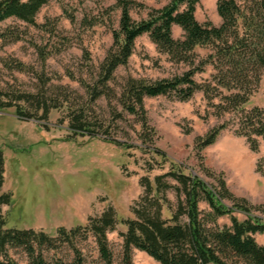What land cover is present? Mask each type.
Masks as SVG:
<instances>
[{
    "label": "rangeland",
    "instance_id": "rangeland-1",
    "mask_svg": "<svg viewBox=\"0 0 264 264\" xmlns=\"http://www.w3.org/2000/svg\"><path fill=\"white\" fill-rule=\"evenodd\" d=\"M130 16L134 21L147 18L152 9L162 8L171 0H133ZM219 0H201L195 18L220 26ZM184 6L180 9L182 10ZM120 9L116 0H50L35 17L34 24L15 18L0 23V91L35 93L48 79L47 96L64 94L71 107H84L87 120L102 125L94 137L73 136L68 130L69 115L63 109L52 110L44 121H22L14 109L0 111V150L4 156V183L1 191L11 194L9 206L2 207L5 229L43 230L56 234L87 225L112 207L118 219L114 231L107 233L113 264L122 263V237L132 219V205L143 194L142 177L151 181L175 167L185 175L193 174L208 186L220 190V181L239 200H244L253 215L264 219V141L251 151L244 137L235 135L236 116H217L202 92L180 101L172 95L144 99L149 129L143 131L140 118L129 114L120 104L123 86L129 78L151 81L171 78L188 69L157 50L147 35L136 39L126 66L119 67L106 94L89 102L82 83L97 82L99 66L113 44L118 29ZM183 31L173 26L172 37L183 38ZM200 57L208 51L198 50ZM26 67L23 72L13 68ZM213 71L206 67L194 77L198 83H211ZM218 102V98L212 101ZM264 109V73L245 109ZM228 123L216 141L200 154L195 150L198 138L213 128ZM151 130V131H150ZM149 132L146 133L145 132ZM148 135V136H146ZM131 147V148H130ZM164 156H159L158 153ZM167 198L175 209L177 198L170 190ZM227 205H231L226 202ZM208 211V205L200 203ZM170 212L164 207L163 216ZM242 221L245 216L234 213ZM219 225H230L227 216ZM264 245V234L253 235ZM83 264H102L91 234L78 239ZM8 256L19 264L28 258L20 249H10ZM46 261L57 259L70 263L73 250L63 245L55 251H43ZM132 264H159L145 253L133 249Z\"/></svg>",
    "mask_w": 264,
    "mask_h": 264
},
{
    "label": "trees",
    "instance_id": "trees-1",
    "mask_svg": "<svg viewBox=\"0 0 264 264\" xmlns=\"http://www.w3.org/2000/svg\"><path fill=\"white\" fill-rule=\"evenodd\" d=\"M49 1L0 0V23L15 18L34 24L36 15ZM200 1L171 0L162 8L152 9L146 19L134 21L130 10L141 5L133 0H116L121 12L119 26L113 31V44L99 66L97 82L82 83L85 94L89 102L106 94L107 83L132 56L136 39L147 35L159 52L175 63L187 65L188 69L155 81L126 80L119 101L125 111L140 118L143 131L149 129L145 98L172 95L187 101L196 92H202L217 116H236L234 134L244 137L251 151H257L258 139L264 141V109L247 110L244 106L264 73V0H219L216 8L222 20L220 26L198 23L195 10ZM173 26L183 31L182 39L172 37ZM198 50L208 53L200 57ZM207 66L213 71L211 83L196 82V74L203 73ZM13 68L19 72L26 70L21 63L14 64ZM37 78L42 85L35 93L0 91V111L13 108L22 121H44L50 111L65 108L69 112L68 130L73 136L109 135L107 130L101 131V124L87 120L84 107L73 109L71 100L64 94L47 96L48 79L42 75ZM215 98H218L216 104L212 102ZM227 127L228 123H222L198 138L197 153L212 145ZM3 183L4 156L0 150V264H19L8 256L10 249L22 250L28 258L27 264H83L76 243L80 238L86 239L87 234L94 238L102 264H113L107 233L115 230L118 219L112 207L99 217L89 218L83 227L70 230L59 227L54 235L43 230L5 229L2 207L10 205L11 194L1 191ZM140 184L143 194L131 207L133 218L121 222L126 226V231L120 234L123 264H132L133 249L159 264H264V245L257 244L253 238L255 234H264V219L253 215L244 200L233 197L223 181L217 191L199 177L171 167L168 173L155 176L153 181L142 177ZM170 190L177 198L175 209L167 198ZM201 202L208 205V211L200 209ZM164 207L170 212L169 217L163 216ZM235 212L243 214L245 219L239 221ZM225 216L230 225H219L218 219ZM63 245L73 250V262L46 261L43 251H55Z\"/></svg>",
    "mask_w": 264,
    "mask_h": 264
}]
</instances>
